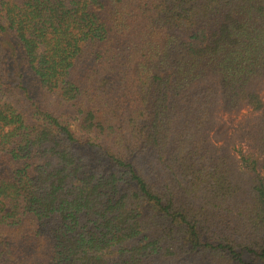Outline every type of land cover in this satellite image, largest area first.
<instances>
[{
  "label": "trees",
  "instance_id": "obj_1",
  "mask_svg": "<svg viewBox=\"0 0 264 264\" xmlns=\"http://www.w3.org/2000/svg\"><path fill=\"white\" fill-rule=\"evenodd\" d=\"M263 84L264 0H0V264H264Z\"/></svg>",
  "mask_w": 264,
  "mask_h": 264
},
{
  "label": "rangeland",
  "instance_id": "obj_2",
  "mask_svg": "<svg viewBox=\"0 0 264 264\" xmlns=\"http://www.w3.org/2000/svg\"><path fill=\"white\" fill-rule=\"evenodd\" d=\"M21 69V83L26 85L32 93L36 94L37 97H39L38 101L41 99V92L35 83L34 77L32 74L26 70L25 67L22 65L20 66ZM262 99L264 101V84H263V90L261 92ZM50 106L54 103V98L50 97L47 99ZM253 118L254 120L257 118L256 113H254L252 110L249 108H244L242 109L238 114H232V115H227L223 113H218L212 124L211 128L209 131V137L216 143L217 146L220 145H225V148L227 150H232L231 152L233 153L234 156L238 155V151L240 152H245L250 150V148L245 144V143H239L236 142L239 141L240 135H235V130L240 122H242L245 119H251ZM226 131L224 139L221 141L218 140V138L215 136V132L217 131ZM241 141V140H240ZM264 174V169L262 170Z\"/></svg>",
  "mask_w": 264,
  "mask_h": 264
}]
</instances>
